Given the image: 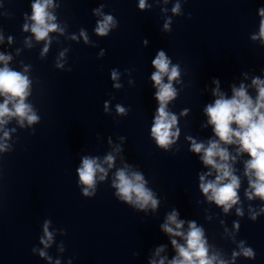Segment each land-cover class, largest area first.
I'll return each instance as SVG.
<instances>
[{"label":"clouds","instance_id":"obj_1","mask_svg":"<svg viewBox=\"0 0 264 264\" xmlns=\"http://www.w3.org/2000/svg\"><path fill=\"white\" fill-rule=\"evenodd\" d=\"M51 3L52 0H36L31 6V19L34 22L31 31L37 40H44L50 31H56L58 28L55 23H50L55 17L46 11ZM139 7L141 9L146 7L145 0H140ZM172 11L177 13L179 5H176ZM260 15L264 17V10H261ZM112 24L113 17L105 16L103 21L98 23L96 32L102 36L106 35L109 26ZM167 28L168 24L166 23L165 29ZM25 30H28V25H25ZM81 35L87 41L83 32ZM256 38L253 37V39ZM259 38L264 40V19L260 21ZM44 50L47 51V47ZM9 59L10 57L0 55V61L5 62V64ZM152 63L157 69L151 79L158 88L155 98L159 101V108L151 132L157 144L167 148L173 143V137L179 134L178 129L175 132L172 131L177 123V117L166 111L167 103L176 96V90L171 81L178 77L179 71L176 66L169 69L170 60L163 51L157 54ZM164 76L168 77V83H163ZM112 78L116 79L115 72L112 73ZM29 84L30 81L27 76L12 71L7 66L0 69V95L5 97L4 102L0 103V126L7 123L6 118L12 117L18 118L21 124L25 120L29 124L38 121L39 118L32 112L31 106L25 103V99L29 95ZM253 85L258 90L255 102L247 94L244 85H241L239 89L233 88L231 99L225 98L218 88L214 90L213 94L219 98L213 104L208 105L205 112L209 118L208 123L213 126V132L218 140L209 141L207 147L203 143H196L195 141L192 143V151L197 154L203 153L201 157L203 163L217 172L214 181L205 182V177L201 176L200 188L210 201L222 206L225 212L238 202L237 189L240 182L238 177L233 175V170L229 164V161L235 158L231 157L227 148L222 147L221 144H237L239 145V152H246L250 156L245 171V174L250 177L249 185L253 190L249 194V199L255 195L264 200V81L258 78L254 79ZM10 103L12 104L11 108H9ZM117 110L121 113L124 111L119 106ZM233 125L236 127L234 128ZM4 135L7 138L8 133L5 132ZM2 148L3 146H0V149ZM113 159L111 155L106 157L105 162L109 167L112 166ZM97 172L106 175L105 169L97 163L96 159L84 158L82 166L78 169V174L81 183L87 186L84 189L85 195H89L88 188L94 186ZM100 179H104V176L102 175ZM113 186L118 190L117 194L128 203H132L141 209L149 204L153 209L157 207L158 201L154 198L153 193L145 187L144 178L139 173L134 172L129 175L125 170H119L116 173V182ZM237 211L239 214V210ZM177 215V212L173 211L168 215L167 222L162 225L166 233L172 236H183L186 241V245H180L175 239L172 240L178 257L174 258L170 264H214L216 258L208 256L203 230L191 222L189 223V231L185 236L180 231L184 222L178 221ZM170 225H174L175 229ZM44 232L47 240L41 242L47 246V242L52 238L51 233L48 232L47 224H45ZM243 254L248 257L253 256L251 249H244ZM41 255L43 256L44 253L41 252ZM160 264H164V261L161 260ZM220 264H224V262L221 261Z\"/></svg>","mask_w":264,"mask_h":264}]
</instances>
